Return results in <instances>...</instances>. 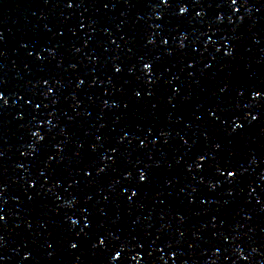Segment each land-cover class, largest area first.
Listing matches in <instances>:
<instances>
[{
	"label": "water",
	"instance_id": "water-1",
	"mask_svg": "<svg viewBox=\"0 0 264 264\" xmlns=\"http://www.w3.org/2000/svg\"><path fill=\"white\" fill-rule=\"evenodd\" d=\"M0 264H264V0H0Z\"/></svg>",
	"mask_w": 264,
	"mask_h": 264
}]
</instances>
